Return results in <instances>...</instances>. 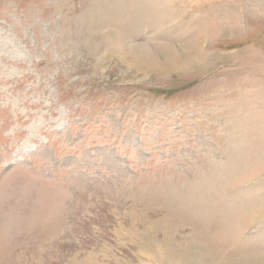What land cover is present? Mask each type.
I'll list each match as a JSON object with an SVG mask.
<instances>
[{
  "label": "rangeland",
  "instance_id": "1",
  "mask_svg": "<svg viewBox=\"0 0 264 264\" xmlns=\"http://www.w3.org/2000/svg\"><path fill=\"white\" fill-rule=\"evenodd\" d=\"M0 264H264V0H0Z\"/></svg>",
  "mask_w": 264,
  "mask_h": 264
},
{
  "label": "bare ground",
  "instance_id": "2",
  "mask_svg": "<svg viewBox=\"0 0 264 264\" xmlns=\"http://www.w3.org/2000/svg\"><path fill=\"white\" fill-rule=\"evenodd\" d=\"M193 243V242H192ZM196 244V243H195ZM195 244L193 243L192 245H194L195 246ZM178 246H180V245H178ZM179 248V247H178ZM182 249H184V247L183 246H180V248L179 249H177V250H182ZM182 254H183V252H182ZM215 258V257H214ZM219 258V257H218ZM216 261V260H215ZM223 261V260H222Z\"/></svg>",
  "mask_w": 264,
  "mask_h": 264
}]
</instances>
